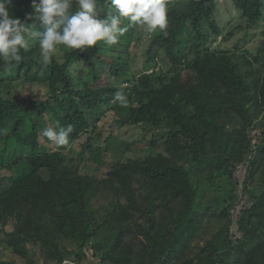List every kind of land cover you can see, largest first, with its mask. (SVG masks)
<instances>
[{
  "label": "trees",
  "instance_id": "1",
  "mask_svg": "<svg viewBox=\"0 0 264 264\" xmlns=\"http://www.w3.org/2000/svg\"><path fill=\"white\" fill-rule=\"evenodd\" d=\"M229 1L226 33L218 0H167V35L131 24L47 67L38 42L0 62V264H264V28L231 40L264 0ZM10 9L33 23L31 0ZM69 124L70 149L41 135Z\"/></svg>",
  "mask_w": 264,
  "mask_h": 264
},
{
  "label": "clouds",
  "instance_id": "2",
  "mask_svg": "<svg viewBox=\"0 0 264 264\" xmlns=\"http://www.w3.org/2000/svg\"><path fill=\"white\" fill-rule=\"evenodd\" d=\"M12 4L13 0H0V62L9 73L24 61L22 51H30L33 42L39 45L38 63L47 67L61 47L84 52L98 42L118 44L131 24L164 35L169 26L167 0H110V10L103 17L98 0H31L34 11L27 14L31 24L11 14ZM115 100L128 105L122 90L115 93ZM73 130L71 124L47 127L41 135L57 147L70 149Z\"/></svg>",
  "mask_w": 264,
  "mask_h": 264
},
{
  "label": "rangeland",
  "instance_id": "3",
  "mask_svg": "<svg viewBox=\"0 0 264 264\" xmlns=\"http://www.w3.org/2000/svg\"><path fill=\"white\" fill-rule=\"evenodd\" d=\"M216 19L218 21V23L221 25V27H223L225 29L224 33H226L229 30H233L235 28V26H237L238 24H240V19L236 18V11L235 8L231 5L229 0H218V5H217V9H216ZM244 24V22H242ZM264 28V24H261L260 27L258 28H248L247 30L244 29H240L239 31H237L233 36H232V41H236V40H240V37L245 36L246 34L250 33L251 37H247L246 38L250 39V40H243L241 42V44L245 47L248 48H256L257 43L263 38V34L260 33V30ZM62 52H58L57 55H61ZM86 66V64L84 62H72L70 64V69L72 71L77 70L78 68H84ZM35 90L43 92V87L41 86H37L35 87ZM135 133V134H132ZM142 133V131L140 132L139 129L137 128H122L120 131V137L122 139H126V141H131L134 137L136 138H140V134ZM115 146V144H113ZM106 146V145H105ZM108 149H104V155L102 156V160H106L109 161L111 159V157H116L118 155H115L111 149L112 147H110V145H108ZM135 146H137V148H140V144H136ZM75 149L79 148V145H74ZM132 150H128L125 152L126 155H131ZM120 154V153H118Z\"/></svg>",
  "mask_w": 264,
  "mask_h": 264
}]
</instances>
